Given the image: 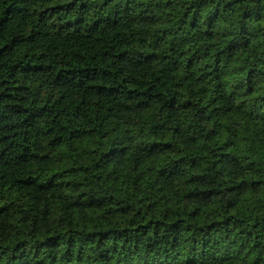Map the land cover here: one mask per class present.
<instances>
[{
	"label": "clouds",
	"instance_id": "1",
	"mask_svg": "<svg viewBox=\"0 0 264 264\" xmlns=\"http://www.w3.org/2000/svg\"><path fill=\"white\" fill-rule=\"evenodd\" d=\"M0 264H264V0H0Z\"/></svg>",
	"mask_w": 264,
	"mask_h": 264
}]
</instances>
